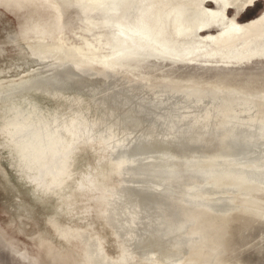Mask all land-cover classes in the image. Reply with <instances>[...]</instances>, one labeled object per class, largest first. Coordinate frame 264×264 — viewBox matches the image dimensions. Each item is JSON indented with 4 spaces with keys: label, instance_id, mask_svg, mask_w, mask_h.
<instances>
[{
    "label": "water",
    "instance_id": "obj_1",
    "mask_svg": "<svg viewBox=\"0 0 264 264\" xmlns=\"http://www.w3.org/2000/svg\"><path fill=\"white\" fill-rule=\"evenodd\" d=\"M0 264H264V0H0Z\"/></svg>",
    "mask_w": 264,
    "mask_h": 264
}]
</instances>
